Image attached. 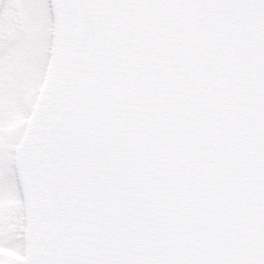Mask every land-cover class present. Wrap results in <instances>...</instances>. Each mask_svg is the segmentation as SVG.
Returning <instances> with one entry per match:
<instances>
[{
	"label": "snow or ice",
	"instance_id": "1",
	"mask_svg": "<svg viewBox=\"0 0 264 264\" xmlns=\"http://www.w3.org/2000/svg\"><path fill=\"white\" fill-rule=\"evenodd\" d=\"M0 264H264V0H0Z\"/></svg>",
	"mask_w": 264,
	"mask_h": 264
}]
</instances>
